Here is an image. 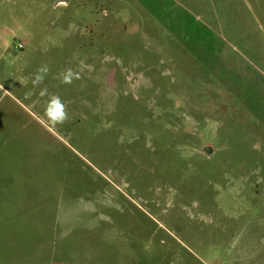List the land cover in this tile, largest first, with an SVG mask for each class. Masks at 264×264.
<instances>
[{
	"label": "rangeland",
	"instance_id": "1",
	"mask_svg": "<svg viewBox=\"0 0 264 264\" xmlns=\"http://www.w3.org/2000/svg\"><path fill=\"white\" fill-rule=\"evenodd\" d=\"M0 220L12 264H264V0H0Z\"/></svg>",
	"mask_w": 264,
	"mask_h": 264
},
{
	"label": "clouds",
	"instance_id": "2",
	"mask_svg": "<svg viewBox=\"0 0 264 264\" xmlns=\"http://www.w3.org/2000/svg\"><path fill=\"white\" fill-rule=\"evenodd\" d=\"M48 71L49 69L47 66H41L37 70L34 83L37 85L42 83ZM58 78L63 84H71L73 79L78 77L72 71V69L69 68L59 73ZM42 93L49 96L45 109V116L47 117L49 124L52 127H56L57 125L66 123L68 120V110L66 103L58 95L48 94L46 89L42 90Z\"/></svg>",
	"mask_w": 264,
	"mask_h": 264
},
{
	"label": "crops",
	"instance_id": "3",
	"mask_svg": "<svg viewBox=\"0 0 264 264\" xmlns=\"http://www.w3.org/2000/svg\"><path fill=\"white\" fill-rule=\"evenodd\" d=\"M2 206H3L2 212L4 213V215L6 212L10 211L11 216H8V218L18 217L17 214L19 212L16 213L14 211L15 209L12 211L13 205L4 204ZM17 220H20L19 222L24 221V223H28V222L33 221L31 215H26V216H23L21 218L18 217ZM0 221H1V223H0V264H12V262L14 260L12 257H14V255H16V252H18L17 250H20L21 244H19V243H21L22 241L20 239L18 240L16 238H12V239H10V241H12V243H11V242H9V239H4L5 237L14 236L13 233H17L18 231H15L14 227L12 228V226H14L12 221H11V224H10V222L2 223L3 220H0ZM15 222H17V221H15ZM19 241H21V242H19ZM22 245H24V244H22ZM24 250H25V248H24ZM5 256H8V258H5ZM19 258H20V256L17 259H19Z\"/></svg>",
	"mask_w": 264,
	"mask_h": 264
},
{
	"label": "built area",
	"instance_id": "4",
	"mask_svg": "<svg viewBox=\"0 0 264 264\" xmlns=\"http://www.w3.org/2000/svg\"><path fill=\"white\" fill-rule=\"evenodd\" d=\"M17 49L23 50L24 49V45L23 44L18 45Z\"/></svg>",
	"mask_w": 264,
	"mask_h": 264
}]
</instances>
